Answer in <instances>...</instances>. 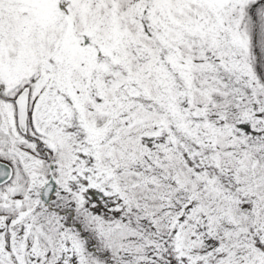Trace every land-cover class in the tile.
Listing matches in <instances>:
<instances>
[{"label":"snow or ice","instance_id":"snow-or-ice-1","mask_svg":"<svg viewBox=\"0 0 264 264\" xmlns=\"http://www.w3.org/2000/svg\"><path fill=\"white\" fill-rule=\"evenodd\" d=\"M0 264H264V0H0Z\"/></svg>","mask_w":264,"mask_h":264}]
</instances>
